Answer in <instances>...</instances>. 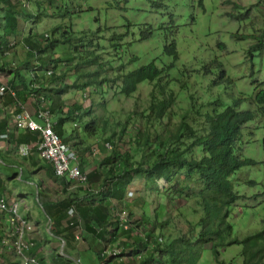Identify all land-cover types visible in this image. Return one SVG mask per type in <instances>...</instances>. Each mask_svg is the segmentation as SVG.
Masks as SVG:
<instances>
[{
	"label": "trees",
	"instance_id": "16d2710c",
	"mask_svg": "<svg viewBox=\"0 0 264 264\" xmlns=\"http://www.w3.org/2000/svg\"><path fill=\"white\" fill-rule=\"evenodd\" d=\"M25 1L28 3V8L21 6V0H0V27L3 29V35L0 36V60L2 61V63L0 61V70L4 71L8 66H11L6 62L5 54L16 53L18 55V49L14 46L12 39H16L20 30L21 16L29 17V20H32V27L28 29L29 36L21 45L24 46L23 53L25 54L23 66L27 70L32 67L36 71L28 72L27 75L32 79H26L27 76H23L19 70H15L13 80L9 82L10 85L7 84L10 89L16 90L17 87L18 89L22 87L24 91L29 93L35 91L36 94H41L50 100L52 94H57L60 98L61 95L73 89L75 91L94 88L96 92L100 93L102 89H106L107 83L120 80L122 82L119 87L120 94L130 97L138 90L140 84L155 83L161 80V76L170 71V68H173L179 61L177 45L173 43L164 49V56L172 60L169 67L160 68L157 63H154L112 80L106 78L99 80L106 72L99 63L100 59L95 54V50L93 53L87 50L89 48L98 49V46H95L92 41L91 46L78 47L74 54L80 55V59L85 61L84 64L95 67L94 73L85 75L84 78L87 80L84 83L75 82L72 86L59 85L66 77L65 73L58 74L61 70L60 64L64 66L65 63H68L72 66L75 58L72 53H69L60 61L55 57L56 49L61 43H71V36L68 31H63L60 39H56L53 36L61 34L58 29L50 32V36L48 34L41 37L34 35V24L49 15L47 10L49 11L53 2L58 0ZM202 2L200 0L201 6H203ZM235 8H239V6L235 5ZM235 38L247 39L245 36H235ZM251 39L258 43L253 49L264 47V31L260 36H252ZM220 47L224 48V45H220ZM81 65L78 64L79 67ZM213 66H218L221 69L215 85L232 86L233 81L219 61L208 64L205 74H208V68ZM111 69L113 68L110 66ZM48 70L52 72L50 77L45 75ZM32 74L34 75L32 76ZM30 84H35L36 89L30 87ZM259 84H256L257 91L251 99L252 105L257 107V112L252 109L239 111L238 108L247 99L232 95L229 97V104L221 107L219 102L209 103L212 106V111L208 110L209 112L203 113V108L208 105H198L195 96H190L189 110L196 113L190 114L189 112L183 113L179 104L178 113L172 111L177 103L176 96L174 92H166L161 82L158 87L161 88L160 94L163 95V98L158 97L154 92L155 101L150 112L143 110L141 113H134L135 119L147 121V126L137 130L135 138L128 141L127 150L122 151V147L113 142L112 138L99 141L97 149L102 155L98 164L100 171L96 170L87 175L89 187L92 189L96 188L93 184L95 176L103 175V181L98 185L100 188H96V192L81 189L78 195L66 196L55 202L42 203L45 216L50 221L51 239H62L66 243L65 246L70 249L79 246L81 238L84 236L89 237L84 241L90 246V250H94L98 240H101L106 247L107 244L112 246L119 242L124 244H122L118 255H108L105 252L106 249L102 247L96 253L101 264H198L206 246H209L208 248L217 256V264H226L220 260L221 249L233 244L243 247L240 254L243 260L242 264H264V230L244 238H233V224L230 222L233 205L245 198L237 189L241 183L234 181L233 178L241 170L259 165L254 160L244 159L243 150L240 147L244 127L253 121L259 113L264 114V88L259 87ZM86 99L84 101L90 103ZM84 101L82 100L83 104H85ZM62 103L65 104L63 101ZM34 105L37 107V104L34 103ZM53 105L49 106V110L52 115L58 117L57 125L53 131L60 136L65 144L71 145L72 140L75 142L78 140L77 144L80 146L77 145L76 148L71 146L78 153L81 169L85 171L84 168L88 165V159L85 160V156L88 151L91 152V147L88 145L85 148L81 147L83 140L80 136L75 139L67 137L65 126L72 116L81 121L80 119L92 115V111L83 113V105L76 103V106H72L68 111H64L63 107L59 106V112H57ZM77 111H80L82 117ZM176 117L179 118L178 122L173 121ZM88 122L85 131L87 132L90 127L88 135L96 137L95 129L98 126V121L92 117ZM127 125L129 122L121 126L119 141L128 131H125ZM2 126L0 125V127ZM2 132H6V128L0 129V135ZM9 137L11 140H15L18 146L21 144L33 145L37 142L35 132L29 130L21 132L18 128ZM106 144L112 145L108 154ZM41 161L38 164V170L44 171L49 179L64 186L72 184L67 178L58 177L51 164ZM135 180H141L143 184L148 183L150 195L158 193L168 197L170 206L176 197L181 196H185L189 202L199 203V209L202 212L201 222L194 225L186 221L188 228L186 231H182L179 227L177 229L174 224H171V212H169L170 217L166 222L161 220L166 218V213L162 210L157 212L156 222H152L151 218L146 217V211L141 208L146 205L147 196L138 195L136 191H133L135 187L141 188L136 186ZM160 181L162 184H168L165 191L161 189ZM246 183L256 185L253 180ZM128 193L131 194V199H127ZM85 199L88 202H84ZM167 205L165 209H168L169 205ZM71 208L75 211L74 218H70L68 215ZM122 209H125L129 217L128 230L120 227L115 215ZM134 210L140 215L136 216ZM171 225L172 229L177 231V235L172 238V234H167V240L163 241L157 235V229H165ZM197 226H200V231L194 239V228ZM127 250L132 251L127 253ZM142 250H144L143 253H141ZM5 260L6 264H21L20 259L13 255H5ZM65 262L74 264L70 259H65Z\"/></svg>",
	"mask_w": 264,
	"mask_h": 264
},
{
	"label": "rangeland",
	"instance_id": "374dc122",
	"mask_svg": "<svg viewBox=\"0 0 264 264\" xmlns=\"http://www.w3.org/2000/svg\"><path fill=\"white\" fill-rule=\"evenodd\" d=\"M201 1H203V6H201L200 0H58L53 2L49 11L47 10L49 15L34 24V35L38 37L47 34L50 36V32L56 29L61 31L60 35L53 36L56 39H60L63 31H68L71 36V43H61L56 49L55 57L60 61L69 53H72L75 58L73 67L68 63H65L64 66L60 64L62 71L60 70L58 74L65 73L66 77L59 85L72 86L75 82L84 83L87 80L84 76L94 73L95 67L84 64L85 61L80 59V55L74 54L75 49L81 46H91L92 41L95 46H98V49L89 48L87 50L91 53L95 50V54L100 59L99 63L106 72L99 80L103 78L112 80L154 63H157L160 68L169 67L172 60L164 56V49L173 43L177 45L179 61L173 68L165 72L161 76V80L155 83L140 84L138 90L130 97L120 94L119 87L122 85L120 80L107 83L106 89H102L100 93L96 92L94 88L75 91L73 89L61 95L60 98L57 94H52L50 100L41 94H36L35 91L28 92L31 97H34L37 107L42 110H48L49 106L55 104L53 106L57 112H59V106L63 107L64 111H68L72 106H76V103H79L83 105V113L92 111V115L80 119L81 121L72 116L65 126L67 137L75 139L80 136L83 140L81 147L85 148L87 145L91 147V152L88 151L85 156V160L88 159V165L85 167L87 174L96 170L100 171L98 164L102 155L97 149L99 141L112 138L113 142L122 147V151L127 150L128 141L135 138L137 130L147 126V121L135 119L134 113H141L143 110L150 112L155 101L154 92L158 97L163 98V95L160 94L161 88L158 87L161 82L166 92H174L176 96L177 103L172 108L173 112L178 113L179 104L183 113H194L189 110L190 96H195L198 105H208L203 108V113H205L212 111V106L209 103L219 102V105L224 107L229 104V97L232 95L247 99L238 108L239 111L252 109L257 112V107L252 105L251 99L257 91L256 84H263H259V87L264 88V47L253 49L258 43L251 37L260 36L264 31V0ZM235 5L239 8H235ZM21 6L28 8V3L21 0ZM31 27L32 20H29V17L21 16L20 30L16 39H12L22 61L25 54L23 53L24 46L21 44L29 36L28 29ZM2 30L0 27V36L3 35ZM235 36H245L247 39L239 40ZM220 45H224V48H221ZM15 54H5L6 62L9 61L8 64L11 66L4 70L5 73L0 72L2 80L7 81L11 78L8 83L13 80L15 74L12 75V69L14 71L20 69L23 72L22 75L27 76L26 79H32L27 73H33L36 69L30 67L27 70L21 66L19 58L15 57ZM213 61L223 64V69L233 81L232 86L215 85L221 70L218 66L208 68V74H205V68ZM107 63L113 69L110 70ZM78 64L82 65L79 67ZM122 67L123 69H121ZM29 86L35 87L36 85L30 84ZM85 99L90 103L85 102ZM82 100L85 104L82 103ZM196 109L198 108L196 107ZM48 112L52 125L55 127L58 117L52 115L50 110ZM77 112L81 116L80 111ZM56 115L58 114L56 113ZM92 117L98 121V126L95 129L96 137L88 135L90 127L87 132L85 131V126ZM173 121L178 122L179 118L176 117ZM127 122L129 125L125 127V131H128L119 141L121 126ZM77 141H71V145L75 148L79 145ZM263 141L264 114L259 113L253 121L244 127L240 146L243 150V158L254 160L259 165L245 168L233 178L234 181L241 183L237 189L245 196L235 202L232 207L230 222L233 224V238H244L264 230ZM105 146L108 154L111 151L108 146L112 147V145L106 144ZM0 175L4 178L7 190L12 193H22L28 202L36 201L38 183L37 181L30 182L32 178L26 167H24V171H21L18 167L11 169L0 165ZM32 177L34 181V176ZM249 180L255 181L256 185L247 184L246 182ZM101 181H103V175L97 174L93 180L94 186L97 187ZM160 182L161 189L165 191L168 184ZM135 184L143 190L135 187L133 191H136L138 195L147 196L146 205L141 208L146 211V217L151 218L152 222H156L157 212L161 210L166 213V218L161 220L166 222L170 217L169 212H171V224H174L177 229L179 227L182 231H186L188 228L186 221L194 225L201 222L202 212L199 209V203L189 202L185 196H181L176 197L170 206L168 197L165 195L158 193L150 195L148 193L150 191L148 183L143 184V181L138 180ZM127 199H131L130 193L127 194ZM166 204L169 205L168 209H165ZM39 211V208L36 209V212ZM134 213L136 216L140 215L136 210ZM134 219L136 218L134 217ZM172 225L165 229H157L159 238L166 241L167 234H172V238H174L177 231L172 229ZM197 227L194 228V239L200 231V226ZM110 246L112 245L107 244V248ZM112 247L120 250L122 242ZM208 247L206 246L204 249L198 264H217V256ZM100 249V246L94 247V250L85 246L78 256L80 260L77 258L75 264H101L96 254ZM242 250L241 245L233 244L223 247L220 260L226 264H242L243 260L240 255ZM131 251L127 250V253ZM143 252L144 250L141 251V253Z\"/></svg>",
	"mask_w": 264,
	"mask_h": 264
},
{
	"label": "crops",
	"instance_id": "0c3cea01",
	"mask_svg": "<svg viewBox=\"0 0 264 264\" xmlns=\"http://www.w3.org/2000/svg\"><path fill=\"white\" fill-rule=\"evenodd\" d=\"M15 57L19 58L17 54H15ZM19 61H20L19 62L20 65L23 66L24 58L23 61L19 58ZM15 70H19L21 73H23L20 69H15ZM11 71L13 75L15 71L13 69ZM0 72L5 73L6 71L0 70ZM2 79L3 77H0V87L6 86L8 90H10V88L8 87V85H10L8 81L11 80V78L7 79V81H3ZM10 92L13 93L15 92V96L13 97ZM10 92H7V94L0 96V125H3L2 127H0V129L6 128V132H2V134L0 135V165H5L6 168H11V169L18 167L21 169V171L22 170L24 171V167H26V170L28 171L29 175L32 178L30 182L34 183L35 181H37L38 183L36 186L37 202L36 201L28 202L22 193H12L11 191L7 190L4 185V178L1 175H0V191L2 195H4L8 200L15 197H19L22 200L21 203L23 204L24 209L27 208L26 216L31 221V223L35 225L37 232V247L32 250V253L36 256V258L40 261L41 264H66L65 259H70L75 264L76 259L78 258L79 254L83 251V249H85V246L90 247L84 241V239H89V237L84 236V238H81L79 246H77L75 249L67 248L65 246L66 243L62 241V239H51L52 236H50L49 233L50 221H48L49 219L45 216L42 203L46 201L55 202L58 199H63L66 196L78 195L81 189H88L89 192H93V191L96 192V190L100 188L98 186L99 184H97L98 186L96 187L97 189L94 187L93 189L90 188L88 184V187L82 186L68 190L67 186H64L59 182L57 183L49 179L44 171L38 170L39 169L38 164L42 161L39 158L37 149L35 147L36 142L33 145L21 144L18 146L15 140H11L9 137V135L14 133L17 129L16 121L14 118L15 116L14 114H16V112H21L25 110L29 112L31 115H33L35 121H37V118L35 116L36 107L34 106V100L31 97V95L28 94V91H24L22 87L19 89L17 87L16 90L11 89ZM20 146L28 147L29 149L28 156L24 157L21 155L19 151ZM87 158H89V156H87ZM32 176H34V181ZM40 192H42V194H40ZM84 202H88L87 199H85ZM38 208L40 211L36 212V209ZM41 208L43 209V211ZM7 224H8L7 217L0 219V232H1L0 234L7 235L10 232ZM63 243H64V250H62ZM95 245L100 246L101 249L103 247L104 249H106V251L109 248H113L112 246L107 248L106 246L103 245V242L101 240H98L95 243ZM0 255H1L0 261H2L1 264H6L5 255L15 256L12 251L4 247L3 243L2 245H0ZM77 260L80 259L78 258Z\"/></svg>",
	"mask_w": 264,
	"mask_h": 264
},
{
	"label": "built area",
	"instance_id": "2783aa9c",
	"mask_svg": "<svg viewBox=\"0 0 264 264\" xmlns=\"http://www.w3.org/2000/svg\"><path fill=\"white\" fill-rule=\"evenodd\" d=\"M14 45V44H12ZM52 72H45L47 77H50ZM36 89V87H33ZM10 92L5 86L0 87V96ZM14 97L15 92H10ZM34 100V97H32ZM35 103V102H34ZM35 115L23 110L16 112L14 118L16 128L21 131H32L36 133V149L41 160L51 164L58 177L67 178L71 185H68V190L82 186H88V175L81 169V161L78 153L72 149L71 145L65 144L60 136L53 131L52 121L48 110H42L36 107ZM111 146H108L110 149ZM19 151L22 156H28L29 149L27 146H20ZM19 197L8 200L0 192V219L7 217V226L10 232L6 235L0 234V245H4L13 254L20 259L21 264H41L32 250L37 247V232L36 227L26 216L27 208L24 209ZM70 218L75 217V211L71 208L68 212ZM120 227L128 230L129 217L125 209L115 213ZM136 234V233H134ZM108 255H118L120 250L110 248L105 251Z\"/></svg>",
	"mask_w": 264,
	"mask_h": 264
},
{
	"label": "bare ground",
	"instance_id": "6f19581e",
	"mask_svg": "<svg viewBox=\"0 0 264 264\" xmlns=\"http://www.w3.org/2000/svg\"><path fill=\"white\" fill-rule=\"evenodd\" d=\"M11 90V89H10ZM29 97V96H28ZM19 100V99H18ZM37 101H39V100H37ZM37 103V102H36ZM48 103V102H47ZM39 104H41V103H39ZM44 104V103H43ZM35 106V105H34ZM48 111H49V109H48ZM15 115V114H14ZM36 116V115H35Z\"/></svg>",
	"mask_w": 264,
	"mask_h": 264
},
{
	"label": "water",
	"instance_id": "95a60500",
	"mask_svg": "<svg viewBox=\"0 0 264 264\" xmlns=\"http://www.w3.org/2000/svg\"><path fill=\"white\" fill-rule=\"evenodd\" d=\"M42 209V208H41ZM42 211H43V209H42ZM49 221V220H48ZM62 250H64V243H63V247H62Z\"/></svg>",
	"mask_w": 264,
	"mask_h": 264
}]
</instances>
